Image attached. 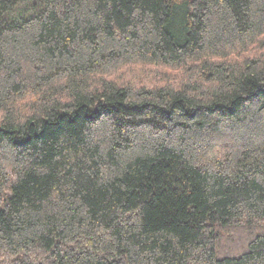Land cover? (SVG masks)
I'll use <instances>...</instances> for the list:
<instances>
[{"label": "trees", "instance_id": "1", "mask_svg": "<svg viewBox=\"0 0 264 264\" xmlns=\"http://www.w3.org/2000/svg\"><path fill=\"white\" fill-rule=\"evenodd\" d=\"M0 264H264V0H0Z\"/></svg>", "mask_w": 264, "mask_h": 264}]
</instances>
